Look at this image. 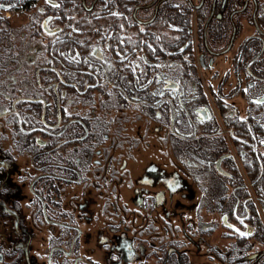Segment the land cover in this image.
<instances>
[{
  "label": "flooded vegetation",
  "instance_id": "flooded-vegetation-1",
  "mask_svg": "<svg viewBox=\"0 0 264 264\" xmlns=\"http://www.w3.org/2000/svg\"><path fill=\"white\" fill-rule=\"evenodd\" d=\"M0 5V264H264V0Z\"/></svg>",
  "mask_w": 264,
  "mask_h": 264
},
{
  "label": "trees",
  "instance_id": "trees-1",
  "mask_svg": "<svg viewBox=\"0 0 264 264\" xmlns=\"http://www.w3.org/2000/svg\"><path fill=\"white\" fill-rule=\"evenodd\" d=\"M260 114H263L264 116V111L261 112ZM256 128L258 132L259 138H264V117L262 119L257 120ZM242 131L245 134L247 131L245 129V124L242 122ZM246 168L248 169V178L252 179L255 181L254 183V188L256 195L258 196L261 201L264 202V141L263 143L259 144L258 146V155L255 156L253 155L251 159V163L249 162L246 165ZM256 213V217L258 220H261L259 217L258 212L256 211L255 208H253Z\"/></svg>",
  "mask_w": 264,
  "mask_h": 264
},
{
  "label": "rangeland",
  "instance_id": "rangeland-1",
  "mask_svg": "<svg viewBox=\"0 0 264 264\" xmlns=\"http://www.w3.org/2000/svg\"><path fill=\"white\" fill-rule=\"evenodd\" d=\"M232 54V53H231ZM225 64H226V62H224ZM227 69V68H226ZM225 69V70H226ZM213 83L215 84V86L217 87V81H214L213 80ZM242 105H244V108H246V106H247V102H246V100H244V98L242 99ZM132 124H133V126H137L138 125V122L140 123H142V121H137V123L136 124H134L132 121H130ZM144 122V121H143ZM144 124H145V122H144ZM129 133H131L132 134V136L133 137H136V138H139L140 137V133H139V131H137V129H135V128H132L131 127V130H129ZM144 135V137H147L148 138V136L149 137H154L153 136V134H150V135H148V134H143ZM138 143H140V142H138ZM240 147H241V149L243 148V146L242 145H240ZM229 148H231V150H233L234 151V154L235 155H238V153H237V150L233 147V145H230L229 146ZM163 149H165V148H163ZM163 153H167V151H164ZM241 169L243 170V168L241 167ZM244 171V170H243ZM246 176V175H245ZM245 180L247 181V185H250V179L248 178V177H245ZM249 195L250 196H252L253 195V193L252 192H249ZM227 197L228 196H233V195H231V194H227L226 195ZM253 196H255L256 197V203H255V209H256V211L258 212V214H259V217L264 221V202L263 201H261V199H259L258 198V196L257 195H253ZM228 229H226V231H227ZM220 233H221V231H218L217 232V234H216V236L217 235H220ZM229 236V234L228 233H226V236L225 237H223V239L221 240L222 242H225V243H230L231 241H232V239H233V237L234 236H231V237H228ZM259 245L260 246H262V244L261 243H259Z\"/></svg>",
  "mask_w": 264,
  "mask_h": 264
},
{
  "label": "water",
  "instance_id": "water-1",
  "mask_svg": "<svg viewBox=\"0 0 264 264\" xmlns=\"http://www.w3.org/2000/svg\"><path fill=\"white\" fill-rule=\"evenodd\" d=\"M262 100H264V99H262ZM227 225H231V224H229V223L227 222ZM262 256H264V251L258 255V258H261Z\"/></svg>",
  "mask_w": 264,
  "mask_h": 264
},
{
  "label": "snow or ice",
  "instance_id": "snow-or-ice-1",
  "mask_svg": "<svg viewBox=\"0 0 264 264\" xmlns=\"http://www.w3.org/2000/svg\"><path fill=\"white\" fill-rule=\"evenodd\" d=\"M0 7H2V5H0ZM243 235V234H242Z\"/></svg>",
  "mask_w": 264,
  "mask_h": 264
}]
</instances>
